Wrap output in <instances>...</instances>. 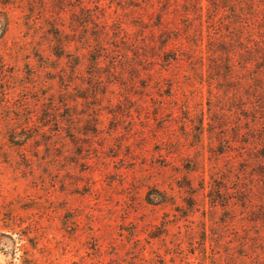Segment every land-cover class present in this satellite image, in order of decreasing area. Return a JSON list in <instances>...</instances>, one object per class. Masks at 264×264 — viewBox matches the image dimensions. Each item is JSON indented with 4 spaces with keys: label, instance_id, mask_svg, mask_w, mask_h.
I'll list each match as a JSON object with an SVG mask.
<instances>
[{
    "label": "rangeland",
    "instance_id": "obj_1",
    "mask_svg": "<svg viewBox=\"0 0 264 264\" xmlns=\"http://www.w3.org/2000/svg\"><path fill=\"white\" fill-rule=\"evenodd\" d=\"M108 12L0 0V264H225L264 203V29Z\"/></svg>",
    "mask_w": 264,
    "mask_h": 264
},
{
    "label": "trees",
    "instance_id": "obj_2",
    "mask_svg": "<svg viewBox=\"0 0 264 264\" xmlns=\"http://www.w3.org/2000/svg\"><path fill=\"white\" fill-rule=\"evenodd\" d=\"M31 1V0H30ZM48 1L52 7V16L61 18L69 12L70 19L84 22L96 21V18L106 20L119 11L123 16L133 14L151 17L158 22L178 19L185 22L203 23H236L240 25H260L264 29V0H40ZM248 45L243 46L241 68L250 75L251 83L246 90L254 100L251 105H245V110L264 115V33L255 39L249 35ZM91 61L96 70V55H91ZM169 61V59H168ZM253 63L255 67H248ZM79 64V63H78ZM77 64V65H78ZM242 82L247 83L246 79ZM261 128H264L261 127ZM264 149V148H263ZM264 156V155H263ZM252 216L254 219H252ZM249 218V219H248ZM246 220L253 222L251 230L254 237L243 239L239 254L227 253L225 264H240L244 259L249 264H264V203L257 212L251 213ZM251 236V235H250ZM0 243V251H5ZM249 250V251H247ZM27 254V253H26ZM29 259L25 258L24 262ZM243 264V263H242Z\"/></svg>",
    "mask_w": 264,
    "mask_h": 264
}]
</instances>
